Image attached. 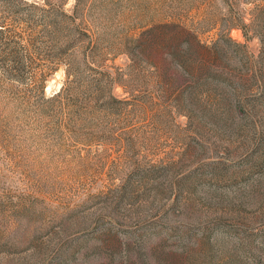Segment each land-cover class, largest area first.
Listing matches in <instances>:
<instances>
[{"label":"rangeland","instance_id":"rangeland-1","mask_svg":"<svg viewBox=\"0 0 264 264\" xmlns=\"http://www.w3.org/2000/svg\"><path fill=\"white\" fill-rule=\"evenodd\" d=\"M0 264H264V0H0Z\"/></svg>","mask_w":264,"mask_h":264}]
</instances>
